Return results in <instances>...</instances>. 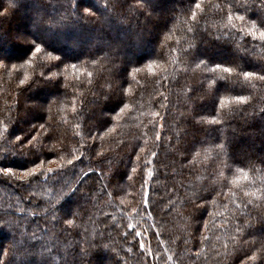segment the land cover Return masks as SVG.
Segmentation results:
<instances>
[{"label": "trees", "instance_id": "16d2710c", "mask_svg": "<svg viewBox=\"0 0 264 264\" xmlns=\"http://www.w3.org/2000/svg\"><path fill=\"white\" fill-rule=\"evenodd\" d=\"M97 2L83 0L85 4ZM195 2L193 0V8ZM200 2L204 11L197 10L198 28L195 33H190L188 28L193 26L191 12L184 11L189 8V0H152L155 6L152 20L144 24L145 17L141 16L142 29L134 30L117 21L116 15L126 12V6L122 9L117 5L116 12L111 15L97 13L89 18L93 21L89 24L69 20L53 27L44 21L58 17L61 11L58 0H0V12L9 10L6 17L0 18V59L7 58V62L0 61V65L7 64L6 68L0 66V167L13 168L10 178L0 174V261L16 258L4 255L13 242V230L5 221L22 226L21 234L16 236L17 247L27 241L28 235L36 232L40 242L52 249L49 264H63L64 258L77 244L87 247L84 239L108 245L106 252L92 250L90 258L96 264H106L110 260L119 261V264H240L244 259L242 251H234L241 245L232 237L236 235L237 222L242 223L248 218L247 215L241 217V211L250 214L257 228L255 217L264 215V199L257 198L264 196L258 191L264 189V165L259 163V158L264 157V119H261L264 113L245 123L242 111L234 115L229 121L230 126L224 129V135L232 140V154L241 162L233 165V171L225 175L231 180L239 175L236 168L243 167L248 179H241L240 183L248 186L244 191L256 193L243 197L242 192L237 191V196L245 202L253 201L246 210L237 209L228 197L229 189L235 187L233 185L223 189L226 194L223 197L216 198L212 193L206 202L197 199L207 195L204 190L210 188L213 181L217 191L221 190L220 186L225 181L218 170L224 157L216 160L219 134L211 131L219 126L204 124L194 127L190 113L195 109L206 120L211 119L210 112L215 114L208 87L213 80L228 75L222 71L224 66L235 68L239 64L244 71H257L264 66V41L238 31L241 26L245 29L251 27V22L256 19L259 0H255L252 11L238 10L239 15L246 17L247 23L241 25V22L234 21L236 30L225 27L229 7L226 0ZM251 2L231 0V3L245 5ZM216 5H223V12ZM101 15L104 18L97 19ZM157 17L161 25L164 20L168 21L160 38L162 41L165 35L168 37L164 48L148 34ZM20 32L43 43L49 50L55 49V55L66 59L88 53L90 49L98 51L104 42L120 45V59L131 62L129 73L133 67L140 69L129 75L128 83L124 85L131 89L125 98L129 108L123 113L119 110L107 113L111 122L100 130V135L95 140L87 136V128L92 127L93 133L97 131L93 125L101 119V108L111 107L101 94L111 91L107 73L104 79L97 77L93 85L85 82L84 87L78 89L83 96V105L78 97L77 107H83V117L91 118L77 129L75 125L82 118L74 117L71 112L73 90L69 89L65 96V89L61 87L59 93L51 95L54 89L33 83L41 72L47 74L42 67L47 60L44 53L32 57L30 46L14 38ZM229 32L232 35H227ZM170 48L176 51H170ZM186 49L191 56L183 54ZM193 56L207 58V66H197L199 61H193ZM24 58L31 62L25 64ZM152 61L155 63L150 73L148 65ZM215 63H222V67L214 70ZM25 73L30 79L21 86L19 80ZM67 75L69 81L74 79L71 69ZM236 79L234 74L232 80ZM239 81L230 84L233 92H225L221 88L217 110L218 100L223 97L224 113H231L237 107L244 108L249 114L254 110L259 112L264 108V81L255 75L244 81L242 74ZM29 85L31 89L27 90ZM237 93L246 98L244 105H238L233 99ZM37 103L44 104V111L38 115H26ZM49 104L51 111H48ZM154 112L159 115L154 117ZM64 117H67V122H64ZM41 123L45 124L43 130L39 128ZM33 126L36 131L31 135L37 136L34 144L44 145L39 159L25 157L22 154L25 149L15 141V136H23ZM76 131L81 132L80 137L75 136ZM158 132L161 134L159 142L156 140ZM46 135L50 138L44 139ZM194 139L205 143L197 144L190 154L183 153L182 149ZM93 143L94 149L90 148ZM73 149H77V156L83 153L82 159L74 161V168L59 159V156L70 159L68 153ZM97 151L103 155L97 156ZM153 152L157 153L156 157L152 156ZM184 155L187 159L183 158ZM137 157L140 158L139 163ZM249 158L255 163V171L248 166ZM40 160L44 161V170L53 168L57 173L46 177L42 172L39 179L33 180L28 187L24 186L25 181L14 179L23 175L21 168H31L32 163ZM147 160L153 163L145 168ZM61 163L65 164L66 170L60 169ZM133 168H136L135 172ZM148 170H152L151 177ZM121 175L123 180H120ZM78 180L83 182L79 185L81 192L88 193L91 189L90 203L84 205L83 222L76 221L81 224L79 234L69 236L60 231L64 227L63 220L53 228L44 218L42 208L35 207V202L55 200L62 184L75 185ZM146 199L148 205L145 204ZM71 203V200L62 201L63 207L57 215L62 216ZM201 203H207V211L197 210ZM34 209L36 214L30 215ZM200 216L204 219L197 222L194 217ZM136 232L143 235L133 239ZM245 239L251 241L253 237L246 236ZM161 240L163 244L159 243ZM140 242L150 246L154 255L141 254ZM249 247L250 244L243 245L245 249ZM248 254L251 255V251ZM170 256L173 259L169 262ZM16 264H21V261L16 259Z\"/></svg>", "mask_w": 264, "mask_h": 264}, {"label": "snow or ice", "instance_id": "6c2138e0", "mask_svg": "<svg viewBox=\"0 0 264 264\" xmlns=\"http://www.w3.org/2000/svg\"><path fill=\"white\" fill-rule=\"evenodd\" d=\"M60 4L61 11L58 14V17L53 20V18L49 17L47 21L44 23L49 24L50 26H59L62 23H65L69 20H74L77 22L83 21L86 24L92 23L89 18L96 16L97 13L108 14L111 15L116 12L117 5L120 8H125L126 12H121L116 15L117 21L119 23L125 24L129 27L130 30H134L136 28L142 29V24L140 21V17L144 16V24H147L150 20H152V14L155 12V6L152 3V0H103L101 3L98 0L95 4H85L83 0H58ZM226 3L229 4L228 7V14H227V24L225 25L226 28L236 30L237 24L234 21L241 22V25H245L247 23L246 17L244 15H239L238 10L240 8H244L245 11H252L253 7L255 6V0H252L251 3L245 5L240 3H231V0H226ZM193 0H189V8L184 9V11L191 12V21L193 22V26L188 28V32L195 33L198 28V13L197 10L201 12L204 11L202 8V4L200 0H196L194 4V8L192 7ZM218 9L223 12V5H216ZM9 10H5L4 12H0V18L6 17L8 15ZM256 19L251 22V27L245 29V27L241 26L238 31L240 33H245L248 36H251L254 39H259L260 41H264V0H259V5L256 8ZM104 16H97V19H103ZM203 18V17H200ZM160 18H156V23L153 24L152 28L148 30V34L154 38V40L160 42V47L164 48L167 46L168 37L165 35L164 39L161 41V34L167 29L168 21L164 20L163 24L159 23ZM227 35H232L231 32L227 33ZM16 40L20 41L25 45L30 46V53L32 57H35L37 54L44 53L47 63L42 65L47 70V74L41 72L38 77L33 80V83H38L39 85L49 87L54 89L51 95H56L59 93L61 87L65 89L64 95L67 96L68 90H73V99L71 104V112L73 113L74 117H81V122H78L75 127L77 129L81 128L82 123L86 124L87 120L91 117H83V107H77V98L81 100V105H83V96L78 92V89L83 88L85 82L88 85H93L96 78L99 77L104 79V74L107 73V78L109 80V88L111 91L101 93L104 97V101L106 104H110V108H101L100 116L101 119L97 120V123L93 125L96 128V132L93 133L92 127L87 128V136L91 137L93 140L96 139L97 136L100 135V130L105 128L111 121L107 113H115L119 110V113H123L125 109L129 108V103L125 102L126 96L131 93L130 88H125L124 85L128 83V76L132 73L139 72L140 69L133 67L132 73H129V62H124L120 59V45L111 44L108 42H104L102 46L99 47L98 51L89 50L88 53H82L80 56H76L71 59L63 58L61 55H55V49L49 50L43 43L36 42L24 33L20 32L15 37ZM179 43V42H177ZM190 47H195V45H191ZM170 51H176V49L170 48ZM102 53V54H101ZM185 56H191V52L189 50H184L183 53ZM83 57V59L81 58ZM25 64H29L31 61L24 58ZM119 60V63H118ZM193 61L198 60L199 65L207 66V58L201 59L198 56L192 57ZM0 61L7 62V58L0 59ZM69 61H76V62H69ZM155 61H152L148 65V71L152 72V67ZM3 67H7V64L0 65ZM24 65H21L23 67ZM63 66V68H61ZM16 66L13 65V68ZM222 67V63H215L214 70L220 69ZM71 69L72 77L74 78L72 81L68 79V70ZM55 70V71H54ZM224 73L228 75L226 77H219L218 80H213L208 87V94L210 95L213 103V112L211 115L210 120H206L204 116H202L199 112L195 109L192 110L190 113L191 122L193 126L196 125H217L219 127L212 128L211 131H215L218 133L217 139L219 143H216V160H220V157H224L223 160H220L222 167L218 170V174L220 177L224 178V183L221 184V190L217 191L215 187V181H213L212 186L210 188L205 189L204 191L207 195H201L197 197V199L201 201H207L208 197L215 193L216 198L225 196V192L223 191L224 188L228 187V185L235 186L234 188L229 189L227 193L228 197L230 198L231 202L235 205L237 209L246 210L249 205H252L253 201L248 200L244 201L241 197L237 196V191H241L243 197L254 196L256 195L255 192L244 191L247 188V185H242L240 183L241 179L247 180L248 173L244 171L243 167L236 168V172L239 175L234 176L231 180H228L225 173H231L233 171V165L240 164L241 162L236 159V157L232 154L231 151V144L232 140L228 136L224 135V129L229 125V121L234 117V115L239 114L240 112H244L246 117L245 123L248 122V119H254L257 115L264 113V108H261L259 112L256 110L253 113L249 114L244 108L237 107L231 113H224L223 108L225 104V100L223 97H220L218 100L219 109L216 108L217 97H219L221 88L225 92H233L234 89L230 86V84L239 83V77L242 74L244 81H247L252 76H257L260 81H264V66H260L257 71H244L243 68L237 64L235 68L224 66L222 68ZM235 74L236 80L233 81L232 77ZM29 76L25 73L23 79L19 80V84L21 86L25 85L29 81ZM135 77L133 76V80ZM112 81H115L113 83ZM219 81H224L223 84H220ZM137 83H139L137 81ZM31 89V85L28 86L27 90ZM165 99H167L165 97ZM233 99L237 102L238 105H244L246 103V98L237 93L233 96ZM162 107H167V105H162ZM44 111V104L37 103L33 106V108L29 109L26 115H38ZM48 111H51V105L49 104ZM152 115L158 116V112L152 113ZM43 117H41L42 119ZM64 122H67V117H64ZM261 119H264V115L261 116ZM41 130L45 129V124L41 123L39 125ZM155 128V125H153ZM114 129H109V131H113ZM36 131L35 126L30 128L28 132H26L23 136L17 135L15 136V141L19 142L21 148L25 149L23 151V155L25 157H38L39 154L42 153L44 149V145L41 143L39 145L34 144V141L37 140V136L31 135L32 132ZM204 131H208L205 129ZM31 136L29 139L28 137ZM76 137L81 136L80 131L75 132ZM27 137V139H25ZM49 136H45L44 139H49ZM102 139V137H101ZM161 139V134L158 132L156 134V140L159 142ZM25 140H27V145H25ZM205 141L203 140H193L189 142L183 149L182 152L185 154H190L197 146V144H203ZM83 147V145H81ZM90 148L94 149L95 144L93 143ZM55 149H50V151H54ZM77 149H73L68 155L71 156L68 159L66 156H59V159L63 162L66 161L67 166H72L74 168V161L80 160L83 157V153L80 156H77L75 152ZM143 151V149H141ZM97 156H102L103 153L97 151ZM153 157L157 156V153H152ZM184 159H187V155H184ZM139 157H137V162L139 163ZM37 161V160H36ZM54 162V161H50ZM153 163L152 160H147L144 162V167L146 168L148 164ZM259 163L264 165V157L259 158ZM44 164L43 160H40L39 163L34 162L32 163V167H24L21 168L23 171V175L20 177H15L16 180H23L25 181L24 186L28 187L31 186L33 180L39 179V175L43 172V174L47 177L49 174L55 175L57 173V169L47 168L44 170L42 165ZM248 166L252 168L254 171L255 163L251 158L248 160ZM61 170H66V166L64 163L60 165ZM133 172L136 171V168L132 169ZM0 174H2L6 179L12 177L13 175V168L12 167H0ZM87 175V174H86ZM125 175H127L125 173ZM148 176H152V170H148ZM28 178V179H25ZM124 176H120V180H123ZM129 179L131 177L129 176ZM111 182V181H110ZM59 183V181H57ZM83 182L78 180L76 181L75 185H67L62 184L55 200L49 199L47 201H36L35 207L42 208L43 216L46 220H48L52 227L55 228L61 220H63L64 227L60 229L61 233H67V235H72L73 233L79 234V230L81 228V224L76 223L77 220L82 221V215L86 212L84 205L90 203V192L84 193L80 191L79 185ZM66 189V190H65ZM264 193V189L258 190ZM147 196V193L145 194ZM258 199H264V196L257 197ZM34 199V198H33ZM71 200L72 203L68 205L67 210L63 212L62 216H58L57 213L63 207L62 201ZM237 200H240L237 203ZM83 201V203H81ZM215 202V201H214ZM171 203V201H170ZM145 204L148 205L149 201L146 199ZM227 207V205H225ZM207 211V203H201L198 205L197 210ZM171 209H169L170 211ZM35 209L30 213V215H35ZM151 215V213H149ZM211 215V214H209ZM247 215L248 218L245 219L242 223L237 222L236 224V235L232 237L234 241H238L241 247L234 249L236 252H243L244 259L240 261V264H264V215H258L255 217V223L258 225L254 227L253 218L250 214H247L245 211L240 212V216L243 217ZM70 217V218H69ZM194 219L199 222L203 220V216L194 217ZM8 227L13 230V242L9 245L8 250L4 253L6 257H16L15 259L9 258L7 260L0 261V264H16V259L21 261V264H49V257L51 255L52 249H49L46 245L40 242V239L37 237L36 232H32L28 235L27 241L20 246L17 247L18 241L16 239L17 234H21L22 226L19 223H13L11 221L4 222ZM132 228V225L128 226ZM205 227H207V221H205ZM199 229H197L198 231ZM130 234V233H129ZM86 235V230H85ZM103 235L102 233L100 234ZM143 234L141 232H136L135 237H141ZM159 235V233H157ZM253 237L251 241L246 240L245 237ZM59 238V237H57ZM204 239H207L206 237ZM83 243L87 245V247H81L80 244H77L69 253L68 256L64 258L63 264H96L95 260L91 259L92 250L95 249L97 252H106L108 251V245L103 243H97L94 240L89 241L87 239L83 240ZM159 243L163 244V241H159ZM251 245V247L245 249L243 245ZM259 245L257 248L256 246ZM141 254H145L147 256H153V250L150 246H146L143 242L139 244ZM227 245H225V248ZM76 248H79V251H76ZM255 248V251L252 249ZM128 251H132L131 248L127 249ZM249 251H251V255H249ZM18 254V255H17ZM173 258L170 256L168 257L169 262ZM106 264H119V261H108Z\"/></svg>", "mask_w": 264, "mask_h": 264}, {"label": "rangeland", "instance_id": "374dc122", "mask_svg": "<svg viewBox=\"0 0 264 264\" xmlns=\"http://www.w3.org/2000/svg\"><path fill=\"white\" fill-rule=\"evenodd\" d=\"M15 38V37H14ZM21 174H23V173H21Z\"/></svg>", "mask_w": 264, "mask_h": 264}]
</instances>
